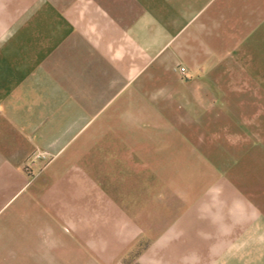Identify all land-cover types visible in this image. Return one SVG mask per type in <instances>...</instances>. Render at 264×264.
Returning <instances> with one entry per match:
<instances>
[{"label": "crops", "instance_id": "1", "mask_svg": "<svg viewBox=\"0 0 264 264\" xmlns=\"http://www.w3.org/2000/svg\"><path fill=\"white\" fill-rule=\"evenodd\" d=\"M217 63L264 91V0H0V264H248L178 232L168 177L126 173L160 159L114 151L161 117L163 70Z\"/></svg>", "mask_w": 264, "mask_h": 264}, {"label": "rangeland", "instance_id": "2", "mask_svg": "<svg viewBox=\"0 0 264 264\" xmlns=\"http://www.w3.org/2000/svg\"><path fill=\"white\" fill-rule=\"evenodd\" d=\"M216 65L186 72L178 64L163 70L170 83L163 87V101L148 102L161 117L147 118L151 129H120L125 133L114 135L120 137L114 151L122 157L125 147L126 161L160 159L163 164H126V173L168 177L152 184L164 195H178L172 199L178 232L188 228L185 232L200 249L207 237H221L227 261L234 258L237 244L249 264L256 248L252 244L264 246V91L241 80L246 72ZM110 172L122 173V167ZM161 209L159 216H165Z\"/></svg>", "mask_w": 264, "mask_h": 264}, {"label": "built area", "instance_id": "3", "mask_svg": "<svg viewBox=\"0 0 264 264\" xmlns=\"http://www.w3.org/2000/svg\"><path fill=\"white\" fill-rule=\"evenodd\" d=\"M180 69L182 71H185L184 67H181ZM50 158H51V153L49 151L43 150V149H36L28 157V166L31 165V164H34L37 161L48 160ZM120 264H125V263H120Z\"/></svg>", "mask_w": 264, "mask_h": 264}]
</instances>
